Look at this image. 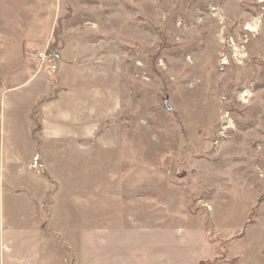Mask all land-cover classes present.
I'll return each instance as SVG.
<instances>
[{
	"label": "rangeland",
	"instance_id": "374dc122",
	"mask_svg": "<svg viewBox=\"0 0 264 264\" xmlns=\"http://www.w3.org/2000/svg\"><path fill=\"white\" fill-rule=\"evenodd\" d=\"M52 45L120 67L121 111L106 123L120 148H76L70 164L78 219L89 193L100 209L103 183L108 213L202 221L208 264H264V0H0V91Z\"/></svg>",
	"mask_w": 264,
	"mask_h": 264
},
{
	"label": "crops",
	"instance_id": "0c3cea01",
	"mask_svg": "<svg viewBox=\"0 0 264 264\" xmlns=\"http://www.w3.org/2000/svg\"><path fill=\"white\" fill-rule=\"evenodd\" d=\"M50 25L28 43L42 48ZM80 56V49L65 45L55 74L39 67L19 85L0 91V264H200L212 259L202 221L180 216L171 223L153 218L141 224L135 215L108 213L103 183L100 209L89 193L78 219L82 200H77L78 175L70 167L76 163L73 155L76 148L105 153L120 148L119 128L106 123L117 119L122 105L118 59L80 63Z\"/></svg>",
	"mask_w": 264,
	"mask_h": 264
},
{
	"label": "built area",
	"instance_id": "2783aa9c",
	"mask_svg": "<svg viewBox=\"0 0 264 264\" xmlns=\"http://www.w3.org/2000/svg\"><path fill=\"white\" fill-rule=\"evenodd\" d=\"M31 54L41 69L46 70L51 75L57 72L59 67V59L54 53L50 52L48 49H32Z\"/></svg>",
	"mask_w": 264,
	"mask_h": 264
},
{
	"label": "trees",
	"instance_id": "16d2710c",
	"mask_svg": "<svg viewBox=\"0 0 264 264\" xmlns=\"http://www.w3.org/2000/svg\"><path fill=\"white\" fill-rule=\"evenodd\" d=\"M49 51L54 53L57 57H58V51L59 49L55 48V46L52 45V47L49 48ZM57 93V90L54 89L53 91V94L51 97L48 98V100H53L55 98V95ZM209 240H210V243L213 244V240L211 239V236L209 237ZM216 252V250H214V253ZM209 261H204V262H201L200 264H208Z\"/></svg>",
	"mask_w": 264,
	"mask_h": 264
},
{
	"label": "water",
	"instance_id": "95a60500",
	"mask_svg": "<svg viewBox=\"0 0 264 264\" xmlns=\"http://www.w3.org/2000/svg\"><path fill=\"white\" fill-rule=\"evenodd\" d=\"M168 108V107H167Z\"/></svg>",
	"mask_w": 264,
	"mask_h": 264
}]
</instances>
